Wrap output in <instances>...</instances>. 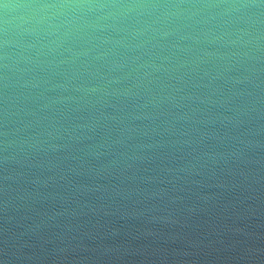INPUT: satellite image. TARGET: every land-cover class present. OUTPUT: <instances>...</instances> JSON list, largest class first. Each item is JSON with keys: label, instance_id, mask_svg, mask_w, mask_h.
<instances>
[{"label": "clouds", "instance_id": "1", "mask_svg": "<svg viewBox=\"0 0 264 264\" xmlns=\"http://www.w3.org/2000/svg\"><path fill=\"white\" fill-rule=\"evenodd\" d=\"M0 264H264V0H0Z\"/></svg>", "mask_w": 264, "mask_h": 264}]
</instances>
